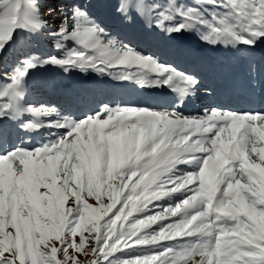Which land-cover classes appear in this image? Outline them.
Masks as SVG:
<instances>
[{
    "label": "snow or ice",
    "instance_id": "6c2138e0",
    "mask_svg": "<svg viewBox=\"0 0 264 264\" xmlns=\"http://www.w3.org/2000/svg\"><path fill=\"white\" fill-rule=\"evenodd\" d=\"M92 7L0 0V264H264V112L186 115L198 77L125 43ZM114 12L169 39L264 42V0H119ZM45 33L61 54L29 47ZM41 68L166 87L174 99L52 118L54 106L28 100ZM33 131L47 135L30 146Z\"/></svg>",
    "mask_w": 264,
    "mask_h": 264
},
{
    "label": "rangeland",
    "instance_id": "374dc122",
    "mask_svg": "<svg viewBox=\"0 0 264 264\" xmlns=\"http://www.w3.org/2000/svg\"><path fill=\"white\" fill-rule=\"evenodd\" d=\"M49 2L53 6H55L59 2V0H49ZM67 2L71 3V0H67ZM86 2H90L93 4V7L91 9L92 12L99 18V21L103 24V26H105L107 31L114 35H118L120 39L125 43H131L133 47L138 48L144 53L149 52L151 55H154L158 58H166V64L183 66L182 62L185 61L186 64H188V66L190 67L192 63L190 62L189 65V61L187 60H191L197 54L196 51H194V46L197 44L200 46H204L206 44V42L200 39L201 33L198 31L191 33L193 38L189 42H193V44L189 43V45H181L178 39H169L167 35L164 34L160 29L146 24L141 17L135 16V13H133L134 20L132 22L122 21L115 15L114 12L115 5L119 2V0H86ZM101 2L103 3V6H99ZM132 2L135 3L137 2V0H132ZM185 2L193 4L195 0H185ZM51 19L54 21L57 18ZM217 45H214L212 47V50L215 53L211 55V61L217 60V64L225 62V60H227L225 59L226 55L233 57V59L239 58L238 56L250 57V59H252V56H248L243 51V48H246L244 46H240L243 47L241 49L239 46L236 47V49H240L241 51L238 55L235 54L236 50L234 52L232 51L231 53L223 52L225 49H231V46L228 47L227 45H224L222 43L219 44L220 46ZM68 46L71 47V44L69 43ZM29 47L36 49L40 54L43 55L61 54L53 47V41L48 38L47 33L38 37L31 43ZM24 50H27V48L24 45H20L16 49V54H19ZM193 53H195V55H193ZM14 58L15 56L12 53V50H9V54L7 57L8 63H12ZM197 61L198 63L202 62L200 58H197ZM189 67L188 70L192 72V68H194V66L192 68ZM183 68L185 69L184 66ZM94 73H97L98 75H94ZM99 75H103L104 78L112 77L110 75L100 74L91 70L88 72L73 70L65 73L62 70L56 68L38 69L33 72L28 79V100L36 106H39L40 104H45L50 107L54 106L58 110V112L54 113L52 118H58L60 116L68 115L69 112L67 113V111L70 110L72 112L73 108L75 107V101L78 100H80V103L76 106L78 109L82 108V104H85L91 108L93 106L92 101L96 99L98 95L104 94V92L106 91L109 92L110 95H112L117 91V88L120 89L123 85L118 83L117 81H115L114 85H112L111 83L104 81V78L100 77ZM105 83L111 84L113 90H109L110 86L104 85ZM168 93V96L166 94L163 97H169L171 100L174 99L172 94L170 92ZM107 96L109 95L107 94L105 97ZM160 96L161 94L159 96H156V98H160ZM105 97H99L98 99L104 100ZM121 102L132 104V102L128 99H124ZM89 107H85L84 111L88 112ZM80 115H83V113H80ZM20 135L23 136L24 134L20 133ZM46 135L47 132L43 131L41 136H43L44 138ZM34 137L37 139L35 140L34 144H31L28 141L29 137L26 139L25 136V140L29 143L30 146L38 145L37 141L41 142L42 140V138L40 139V136ZM9 138L14 140L15 135L12 134ZM90 257L91 253H89V258Z\"/></svg>",
    "mask_w": 264,
    "mask_h": 264
},
{
    "label": "bare ground",
    "instance_id": "6f19581e",
    "mask_svg": "<svg viewBox=\"0 0 264 264\" xmlns=\"http://www.w3.org/2000/svg\"><path fill=\"white\" fill-rule=\"evenodd\" d=\"M206 44L204 46H200L198 44L194 46V49L197 53L195 57L200 58L202 62L197 63L195 68H192L191 64L190 68H192V72L189 71L188 68L184 69L179 65H173L177 68L178 71H184L189 74H195L200 80V85L195 100L189 102L183 107H180L179 110L182 111L181 109H187L189 106V111L186 113V115L203 114L205 108L213 107H221L240 112H264V107H262L261 109L257 107L255 109H251V106H253V104H246L247 96L245 94V91L249 90L252 91V95L264 96V42H260L255 48L256 50L243 48V51L245 53H247L249 56H252V58H255V63H253V60L250 59L248 65H246V60L244 59V57L240 56H238L239 58H236L238 65H235L233 57L229 55L225 56V59H227L225 60V62H221V64L218 62L219 64H217V60L211 61V55L215 53L212 50L213 48L211 46H206ZM232 51H235V54H240V49H236V47H231V49H225L223 52L231 53ZM147 54L150 53L147 52ZM159 59L162 63L166 64V58ZM222 64L225 68L229 69L227 70L223 68ZM248 73L254 74L250 78H247L244 84H242L241 86L238 85L237 83L240 81V78L246 76ZM94 75L98 74L94 73ZM99 76L104 78L103 75ZM104 81L109 82L112 85H114L115 81H117L118 83L123 85L120 89L117 88V91L114 93V95L107 96L104 98V100L98 99L94 101V104L98 105V103H122L121 101H123V98L125 97L126 99L130 100L132 104L148 105L151 107H166L173 102V99L171 100L169 97H163L164 95H166L165 92L160 93V98H149V95H152L155 90H158V92L165 90L172 94V92L166 87L142 88L136 83L121 81L116 79L114 76L106 77L104 78ZM258 99L261 100V98ZM244 104L246 108L237 109V106L242 105L243 107ZM98 108L99 107L94 108L93 111L98 110ZM93 111H90V109L88 112H85L84 110L82 112L74 111V114L72 115H75L77 113H79L80 115V113L85 114ZM182 112L185 113V110ZM42 133L43 131L30 132L26 136V139L29 137V143L34 144L35 140L37 139L34 136H40V139H43V136H41ZM37 143L39 144L40 141H37Z\"/></svg>",
    "mask_w": 264,
    "mask_h": 264
}]
</instances>
